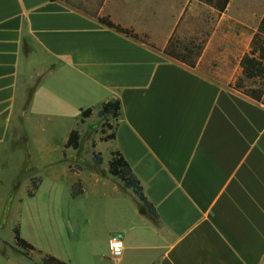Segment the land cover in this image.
Instances as JSON below:
<instances>
[{
  "label": "crops",
  "instance_id": "crops-1",
  "mask_svg": "<svg viewBox=\"0 0 264 264\" xmlns=\"http://www.w3.org/2000/svg\"><path fill=\"white\" fill-rule=\"evenodd\" d=\"M252 5L230 0L184 63L164 50L177 26L197 36L195 0H105L99 15L146 43L63 2L0 0V174L14 147L27 160L29 145L58 141L64 154L84 110L118 101L108 154L158 219L137 200L131 224L104 231L106 249L120 232L121 264H264V105L231 88L252 37L240 25L264 15Z\"/></svg>",
  "mask_w": 264,
  "mask_h": 264
},
{
  "label": "rangeland",
  "instance_id": "rangeland-1",
  "mask_svg": "<svg viewBox=\"0 0 264 264\" xmlns=\"http://www.w3.org/2000/svg\"><path fill=\"white\" fill-rule=\"evenodd\" d=\"M247 1L253 2L255 14H258L257 10L264 11V0ZM216 15L215 11L200 7L199 20L193 26L197 36L189 34L188 24H184V28L181 26L186 43L190 38L197 44L204 40L206 43L215 29ZM257 17L249 20L248 28L235 25H240L252 36L261 19ZM217 33H220V27ZM236 41L241 44L245 38L239 37ZM103 123L104 120L95 113L79 124L80 146L75 151L67 149L62 154L63 147L56 141L44 148L29 145L27 160L24 147H14L11 153L6 152L10 159L6 170L0 174V264L40 261L37 253L27 260L15 251V227L19 228L20 237L43 255L54 256L69 264H112L107 260L109 253L104 231L131 224L138 202L118 180L106 175L107 178L96 182L101 176L100 171L108 170L110 158L108 141H103L105 135L101 133ZM114 123L108 121L113 127ZM106 132V135L110 134L109 130ZM93 153L100 154L101 165L92 162ZM32 178H40L41 182L33 197H28ZM76 182L81 187L82 182L85 185L82 197L72 196L71 186Z\"/></svg>",
  "mask_w": 264,
  "mask_h": 264
},
{
  "label": "trees",
  "instance_id": "trees-1",
  "mask_svg": "<svg viewBox=\"0 0 264 264\" xmlns=\"http://www.w3.org/2000/svg\"><path fill=\"white\" fill-rule=\"evenodd\" d=\"M63 2L71 7L81 10L93 18H95L101 25L114 30L115 32L125 35L135 41L146 43L141 39L132 29L123 28L114 24L108 16L99 15L103 2L105 0H53ZM200 7H206L221 14L225 11L230 0H195ZM180 28L177 26L169 43L164 50V53L180 62L188 63L192 59L193 54H199L204 46V41L197 44L194 38H190L188 43L184 40L185 37L178 39L176 31ZM175 34V35H174ZM206 34V33H205ZM184 35V32H183ZM193 36V35H191ZM207 36V34H206ZM231 88L241 93L242 95L250 98L251 100L264 105V16L258 22L255 31L248 46V50L243 54L239 61V71L235 75ZM93 110L91 108L84 110L79 118V124H82L86 119L92 116ZM98 118L103 119L101 133L105 135L103 141H112L114 139L115 127L108 124L109 120L117 121L120 115V104L118 101H109L103 104L96 112ZM106 130L110 134L106 135ZM80 146V133L78 127L69 133L67 142L64 146L66 149L78 150ZM92 162L95 165L102 164L100 154H92ZM108 170H101L102 177L109 175L111 178L118 180L122 187L131 191L137 200L141 203V207L145 209L146 214L153 219H158L153 206L147 201L143 194L142 186L131 170L129 164L125 161L123 156L118 151H112L110 158L107 162ZM40 178L30 179V189L27 192L28 197H33L34 192L40 184ZM76 187H78L76 189ZM72 196L78 197L82 195V187L79 182L71 186ZM14 242L15 251L27 260L32 259V254L37 253L40 255V261L35 264H69L54 256L37 251L30 243L20 237L19 228H14Z\"/></svg>",
  "mask_w": 264,
  "mask_h": 264
},
{
  "label": "built area",
  "instance_id": "built-area-1",
  "mask_svg": "<svg viewBox=\"0 0 264 264\" xmlns=\"http://www.w3.org/2000/svg\"><path fill=\"white\" fill-rule=\"evenodd\" d=\"M113 240L122 242L123 246H124V240H123L122 233L115 232V233L110 234V236H109V241H108V253L109 254H108V257H109V259L115 261V260H118L122 255H120V253H118L114 248H111L109 246V242L113 241ZM123 250H124V247H123Z\"/></svg>",
  "mask_w": 264,
  "mask_h": 264
},
{
  "label": "clouds",
  "instance_id": "clouds-1",
  "mask_svg": "<svg viewBox=\"0 0 264 264\" xmlns=\"http://www.w3.org/2000/svg\"><path fill=\"white\" fill-rule=\"evenodd\" d=\"M109 246L114 248L118 253H120V255H122L124 247L122 242L113 240L109 242ZM115 264H121L120 260H116Z\"/></svg>",
  "mask_w": 264,
  "mask_h": 264
},
{
  "label": "water",
  "instance_id": "water-1",
  "mask_svg": "<svg viewBox=\"0 0 264 264\" xmlns=\"http://www.w3.org/2000/svg\"><path fill=\"white\" fill-rule=\"evenodd\" d=\"M140 213H142V214H145V210H144V209H142Z\"/></svg>",
  "mask_w": 264,
  "mask_h": 264
}]
</instances>
